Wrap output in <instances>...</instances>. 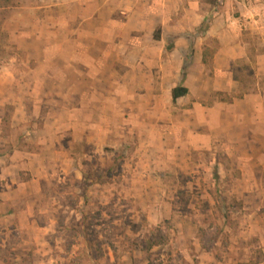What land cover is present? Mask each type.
<instances>
[{
	"label": "rangeland",
	"instance_id": "1",
	"mask_svg": "<svg viewBox=\"0 0 264 264\" xmlns=\"http://www.w3.org/2000/svg\"><path fill=\"white\" fill-rule=\"evenodd\" d=\"M63 1L0 0V204L48 229L46 251L20 221L0 223V256L264 264V0ZM16 11L19 28H4ZM81 22L122 42L103 75L34 57L38 38L65 42ZM178 85L189 91L174 101Z\"/></svg>",
	"mask_w": 264,
	"mask_h": 264
},
{
	"label": "crops",
	"instance_id": "2",
	"mask_svg": "<svg viewBox=\"0 0 264 264\" xmlns=\"http://www.w3.org/2000/svg\"><path fill=\"white\" fill-rule=\"evenodd\" d=\"M249 3L251 0H248ZM238 2V10L243 11V5L245 4L246 0H237ZM59 3V2H58ZM68 4V0H64L63 2H60L58 5L60 8H62L63 6L67 7ZM67 9V8H66ZM16 14V15H15ZM20 14L19 11H16L15 13L12 14H7L4 18H3V25L4 28L9 30V26H13L16 24L17 28H19V25L21 24V20L19 19ZM63 18V21L65 22L67 20L66 16L63 15H55V23L56 25L58 23H61V19ZM97 18V17H96ZM98 20V18H97ZM15 23V24H14ZM114 23V22H113ZM68 28L67 26L64 24V29L65 31L68 30V35H70V23H68ZM91 24L95 25V24H99L98 21L97 23L95 22V20H92ZM84 25L85 23L81 22L79 24V29L78 31V35H72L73 39H71L70 37H68V39L65 42H54L53 41V36H48V39H39L38 38V53L34 55V57H36L38 60H40V62H46L47 63V68L51 67L53 65L58 66V62H64L65 59L68 60V63H72L73 61L76 62L75 66L78 67V70L80 69V73L78 72L79 76H83V74L85 75H96L97 74H102L104 73V68H105V62L109 61L110 59L112 60H118L120 59V48L122 46V42L119 38H106L102 36V33H100V35H96L97 37L94 38H89V35H93L90 34L88 29H84ZM49 29H54L55 32L57 31V27L55 25H53L51 28ZM60 29V28H59ZM17 37H21V32H18ZM42 37V36H41ZM157 40V39H156ZM159 40V39H158ZM17 45L20 47V49H25L26 48H22V43H20V40L17 39L16 40ZM140 45L141 43H138L137 37H133L131 36L129 43H128V49H127V54H129L132 51H136V46ZM149 45H153V42H150ZM138 48V46H137ZM152 54V53H151ZM151 54H147V56L151 55ZM196 59L197 61L199 59L202 60L203 55L196 53ZM40 56V57H38ZM41 58V59H40ZM225 58H227V56H225ZM217 59V57H216ZM236 58V56L233 54V56H231L229 58L230 61H234ZM88 64L90 67H88L87 65H83V64ZM70 65H68L69 68ZM103 75V74H102ZM176 87V86H175ZM187 87V86H186ZM189 89V88H188ZM185 96V95H184ZM183 97V96H182ZM246 100V98H245ZM242 100H234L233 103L230 104V108L232 109V113L231 115L239 118V114L238 113H233V109L236 107L237 104L241 105ZM263 104V103H262ZM255 105V106H254ZM257 108L256 104H252L248 111L246 112L245 116H249L251 113H253V109ZM217 109V107H216ZM230 109V111H231ZM228 112V111H227ZM229 114V113H228ZM227 114V115H228ZM6 199V198H5ZM8 199V198H7ZM14 203V202H13ZM7 206H9V202L7 200L3 201L0 204V223H6L7 221H20L21 225L20 228L21 230H27L26 232L28 233V237L30 238L32 243H39L44 245L42 248H44V250H46L47 248V233H48V229L46 226L44 225H40L37 222V218L35 215V211L28 209L25 211H20L16 209V211L14 213H7L4 214L2 212L3 208H8ZM6 235L9 234V230L8 232L5 233ZM7 246V242L6 239H3L2 242L0 243V249H5V247ZM47 251V250H46ZM0 264H7V261L4 257L0 256Z\"/></svg>",
	"mask_w": 264,
	"mask_h": 264
},
{
	"label": "trees",
	"instance_id": "3",
	"mask_svg": "<svg viewBox=\"0 0 264 264\" xmlns=\"http://www.w3.org/2000/svg\"><path fill=\"white\" fill-rule=\"evenodd\" d=\"M160 32L161 28L159 27L158 30H156L154 37L156 39H160ZM189 89L188 87L184 85H178L172 89V97L173 100L176 101L179 97H182L188 93Z\"/></svg>",
	"mask_w": 264,
	"mask_h": 264
}]
</instances>
